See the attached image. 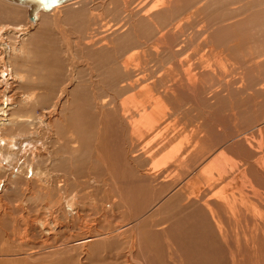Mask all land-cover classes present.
<instances>
[{
  "label": "rangeland",
  "instance_id": "1",
  "mask_svg": "<svg viewBox=\"0 0 264 264\" xmlns=\"http://www.w3.org/2000/svg\"><path fill=\"white\" fill-rule=\"evenodd\" d=\"M170 1L59 6L73 62L53 16L31 28L26 6L0 0V28L35 34L0 59L22 76L0 85V104L13 95L31 123L3 126L0 107L2 139L25 138L9 150L0 137V256H13L0 264H264V0ZM141 100L161 121L134 135Z\"/></svg>",
  "mask_w": 264,
  "mask_h": 264
},
{
  "label": "bare ground",
  "instance_id": "2",
  "mask_svg": "<svg viewBox=\"0 0 264 264\" xmlns=\"http://www.w3.org/2000/svg\"><path fill=\"white\" fill-rule=\"evenodd\" d=\"M6 1H8V2H11V3H14V4H19V5H22V7L23 6H26V7H23V10H25V14L28 16V6L27 5H24V4H20V3H17V2H13V1H10V0H6ZM74 1H77V0H70V1H67V2H64V3H60V4H57V5H55V6H53L51 9H49V10H38L37 12H36V19L35 20H30V18L28 17V19H29V26H31V28H34L38 23H39V21H40V18H42V19H50V17H54V19L53 18H51V19H53V23H54V27H55V29L57 30V32L59 31L60 32V35L63 37V39L65 40V42L67 41L68 42V44H67V47H68V51L70 52L69 54H71V60L74 62V59H75V55H74V50H76L77 48V46L75 45V48H74V46L72 47L71 46V44H69V42H71L70 41V36L68 35V33L69 32H67V29L66 28H64L63 27V24H62V16H61V10H60V7L59 6H62V5H66V4H68V3H71V2H74ZM164 3L166 2V1H170V0H162ZM162 3V2H161ZM170 3H171V1H170ZM169 3V4H170ZM148 5V4H147ZM140 6V5H139ZM146 6V5H145ZM148 7V6H147ZM145 8V7H144ZM157 8H159V7H157ZM156 8V9H157ZM143 9V8H142ZM141 9V10H142ZM146 9V8H145ZM144 9V10H145ZM27 10V11H26ZM42 12H44V13H49V14H44V13H42ZM144 12V11H143ZM18 13H22V12H18ZM22 15V14H21ZM25 15V16H26ZM145 15V14H144ZM152 15V14H151ZM146 18H147V16H145ZM152 18V17H151ZM105 26H106V24H105ZM6 27H2V28H0V37H3V36H6L7 37V39H8V44L7 45H3V50H0V59H4V57H3V55H5V54H7L8 53V55H9V53L11 54V56H9L10 57V59H11V57L13 56L14 57V55H17V54H19V55H22L24 52H25V47H24V44H25V40H23V39H21L22 38V36L24 37H27V38H30V39H34V33H32V31H30V29H29V27H28V25L26 26V25H22V24H20L19 26H17V27H15L14 28V30H10V31H8L7 29H5ZM106 28H108L107 30L109 31L110 29H112V28H114V27H111V26H106ZM115 30V29H114ZM113 31V30H112ZM5 34V35H4ZM25 34H27V35H25ZM58 34V33H57ZM59 35V36H60ZM163 36H165V34L163 35H161L159 38H158V42L160 43V44H166V42L164 41V38H163ZM5 37V38H6ZM61 38V37H60ZM80 40H81V38H80ZM83 40V39H82ZM0 42H1V39H0ZM104 42V41H103ZM165 42V43H164ZM95 44V43H94ZM87 45H90V44H87ZM97 45V44H96ZM145 45V44H144ZM93 46V45H92ZM90 47V46H89ZM79 48V47H78ZM168 48V47H167ZM67 50V49H66ZM81 50V49H80ZM83 50V49H82ZM131 50V49H130ZM133 50V49H132ZM134 50H136V49H134ZM8 51V52H7ZM77 51V50H76ZM137 51V50H136ZM136 51H129L128 53V55H127V53H126V55L128 56L127 57V59L126 60H123L122 61V64H123V67L126 69V72H127V74L130 72V70L131 69H129V64L132 62V63H134L135 62V58H136V56H137V53H136ZM159 53V52H158ZM76 54V53H75ZM6 56V55H5ZM141 56H142V54H141ZM8 57V58H9ZM17 57H19V56H17ZM122 59V58H121ZM9 61V60H8ZM139 61V60H138ZM76 62V61H75ZM147 63V62H146ZM145 62H144V64H146ZM73 64V63H72ZM2 65V64H1ZM1 65H0V67H1ZM78 65V64H77ZM137 65V64H136ZM72 67H73V65H71ZM122 66V65H121ZM142 67H143V65H142ZM145 67H147V66H145ZM2 68V69H1ZM0 68V85L1 84H3V85H6V86H8V85H11V87H12V80H14V78H19V80H21V78H22V76H21V78H20V76L18 75V73H17V68L16 67H12L11 65H10V67H8V66H3V67H1ZM91 68V67H90ZM134 69V68H133ZM141 69H143L144 70V68H141ZM8 70L11 72V76H9L8 77ZM139 70V69H138ZM149 70V69H148ZM124 71V70H123ZM132 73H133V70L131 71ZM146 72V71H145ZM159 72V71H158ZM124 73H125V71H124ZM134 73H136L135 71H134ZM138 73V72H137ZM141 73V72H140ZM139 74V73H138ZM7 75V76H6ZM94 75V74H93ZM130 75V74H129ZM133 75H135V74H133ZM143 75V74H142ZM4 76H6V77H4ZM147 76V75H146ZM175 76V75H174ZM94 77V76H93ZM127 77V76H126ZM133 77V76H132ZM143 77H144V75H143ZM73 78V77H72ZM139 78V77H138ZM92 79V78H91ZM129 79V78H128ZM133 79V78H132ZM141 79V78H140ZM144 79V78H143ZM128 81V80H127ZM140 81V80H139ZM142 83V82H141ZM146 83V82H145ZM71 84V83H70ZM128 84V83H127ZM143 84V83H142ZM17 85V84H16ZM147 85V84H146ZM128 86H129V84H128ZM68 87V86H67ZM132 87V86H131ZM136 88V87H135ZM188 88H190V87H188ZM192 88V87H191ZM190 88V89H191ZM6 89V88H5ZM129 89V88H128ZM130 89H132L133 90V88H130ZM67 90V89H66ZM162 90V89H161ZM2 91V90H1ZM0 91V92H1ZM4 91V90H3ZM5 92V91H4ZM21 93V92H20ZM65 93V92H64ZM174 93V92H173ZM28 95H31V94H29V93H27ZM61 95V94H60ZM61 96H63V94L61 95ZM67 96V95H66ZM12 97H13V95H10L9 96V100H8V105H5V103L4 104H0V107H1V109H2V112L4 113V112H6L7 113V119L5 118H3V117H5L4 115H3V117H1L2 118V120H4L3 121V126H5V125H7V126H11V127H13L12 129H14V127H21V126H23V125H27L28 127H30L29 125H31V123H29L28 122V120L27 121H25V120H23V116H20V115H18L17 113H16V111L15 112H13V105H14V103H13V101L15 100H12ZM29 98H30V96H28ZM27 97V98H28ZM15 98V97H14ZM59 98H60V96H59ZM58 98V99H59ZM63 99V98H62ZM5 101V100H4ZM115 101V100H114ZM23 103V105L26 103V102H22ZM59 103H60V101H59ZM58 103V104H59ZM99 103V102H98ZM101 103V102H100ZM113 102L112 101H110V103L109 104H107V101L105 100V101H103V105L104 106H107V105H111ZM133 103H136L135 105H134V111L136 112V113H138L136 116L138 117V115L140 116V119H143L142 121H135V120H130V121H128L129 122V124H130V128L132 129V131H133V134L134 135H139L140 134V132L141 131H147V130H149L151 127H153V126H155V127H157L158 125H156L155 123H159L160 121H161V119H160V116L158 115V113H156V115L155 116H152V115H150V113L148 112V102H146V101H143V100H141L140 102H133ZM57 104V105H58ZM127 104V103H126ZM100 105V104H99ZM17 106V105H16ZM26 106H27V104H26ZM8 107V108H7ZM55 108V107H54ZM54 108H53V110H54ZM58 108V107H57ZM61 108V107H60ZM105 107H103L102 109H104ZM122 108V107H121ZM59 109V108H58ZM57 109V110H58ZM106 109V108H105ZM104 109V110H105ZM12 111V113L10 114L9 112H11ZM98 111H99V108H98ZM125 111V110H124ZM100 112H103V111H100ZM127 112V111H126ZM16 114L18 115V116H16ZM6 115V114H5ZM124 115V114H123ZM127 115H129V114H127ZM30 117V116H29ZM59 117V116H58ZM134 117V116H133ZM127 118V117H126ZM128 120V119H127ZM126 121V120H125ZM28 122V123H27ZM30 122H31V120H30ZM49 122V121H48ZM51 122V121H50ZM41 124V123H40ZM39 124V125H40ZM51 125V124H50ZM160 126V125H159ZM50 128H52V127H50ZM49 128V129H50ZM2 129V128H1ZM42 129V128H41ZM129 129V128H128ZM130 130V129H129ZM2 131H6L5 129L4 130H2ZM52 131V130H51ZM143 131V132H144ZM181 131V130H180ZM11 132V131H10ZM9 132V133H10ZM19 132V131H18ZM47 132V131H46ZM5 133V132H4ZM7 134L6 135H8V132H6ZM2 134V133H1ZM16 134V133H15ZM17 134H20V136H23V134H21V133H17ZM16 134V135H17ZM43 134V133H42ZM52 134V133H51ZM15 135V136H16ZM27 135H28V133H27ZM53 135V134H52ZM180 135V134H179ZM193 135V134H192ZM15 136H13L12 135V137H10V135L9 136H6V138L7 137H9V143H7L6 141H8V140H6V139H2V137H3V135H2V137H1V139H2V143H7V146H8V144H9V146H8V149L9 150H11L12 148L14 149V147L16 146V145H18L17 143H18V141H17V138L15 137ZM177 136V135H176ZM181 136V135H180ZM27 137V136H26ZM31 137V136H30ZM193 137H194V135H193ZM198 136H196V138H197ZM5 138V137H4ZM22 138H24V136L23 137H21V139L20 140H22ZM198 138H200V137H198ZM18 139V140H19ZM25 139V138H24ZM29 139V138H28ZM58 139H59V137H58ZM178 139V137L176 138V140ZM191 139V138H190ZM31 140V139H30ZM49 140V139H48ZM51 140V139H50ZM175 140V139H174ZM194 140V139H193ZM192 140V141H193ZM196 140V139H195ZM195 140H194V142H195ZM41 141V140H40ZM43 141H45L44 139H43ZM59 141H60V139H59ZM199 141V140H198ZM200 141H201V138H200ZM22 142V141H21ZM193 142V143H194ZM26 143V142H25ZM37 143H39L38 141H37ZM171 143H173V140H168L167 142H165L164 144H166V146L167 145H169V144H171ZM23 144H24V142H23ZM28 144V143H27ZM40 144V143H39ZM2 145V144H1ZM6 144H4V146H5ZM43 145H45V144H43ZM185 145H186V143H185ZM196 145V144H195ZM25 146V145H24ZM24 146H23V148H24ZM28 146V145H27ZM46 146H47V144H46ZM45 146V147H46ZM50 146V145H49ZM164 146V145H163ZM191 146V145H190ZM1 147V146H0ZM2 147H3V145H2ZM9 147H11V149L9 148ZM18 148H19V145L17 146ZM32 146H30V148H31ZM38 147H40V146H38ZM37 147V148H38ZM48 147V146H47ZM168 147V146H167ZM3 148H5V147H3ZM17 148V149H18ZM26 148H28V147H26ZM35 148V147H34ZM41 148V147H40ZM43 148H44V146H43ZM190 148V147H189ZM192 148H193V146H192ZM192 148H190V149H192ZM200 148H201V146H200ZM199 148V149H200ZM16 149V150H17ZM21 149V148H20ZM20 149H18L17 151H13V152H15V155H17V152L19 151H22V149L20 150ZM29 149V148H28ZM45 149V148H44ZM47 149V148H46ZM165 149V148H164ZM167 149V148H166ZM2 150V148H0V151ZM24 150V149H23ZM39 150V149H38ZM194 150H196V149H194ZM194 150H192V151H194ZM202 150H203V148H202ZM6 151L7 150H4L3 149V152H4V155H5V153H6ZM31 151V150H30ZM40 151H41V149H40ZM39 151V152H40ZM43 151H45V150H43ZM50 151V150H49ZM53 151V150H52ZM197 151V150H196ZM46 152V151H45ZM44 152V153H45ZM195 152V151H194ZM201 152V151H200ZM37 153V152H36ZM49 153H51V151L49 152ZM53 153V152H52ZM192 153V152H191ZM202 153H203V151H202ZM208 153V152H207ZM210 153H212V152H210ZM210 153H209V155H210ZM40 154V153H39ZM55 154V153H54ZM197 154V153H196ZM2 155V154H1ZM156 155V154H155ZM208 155V154H207ZM206 155V156H207ZM37 156H40V155H37ZM50 156V155H49ZM191 156H194V155H190L189 157H191ZM198 155H196L195 157H197ZM201 156V155H200ZM205 156V155H204ZM20 157V156H19ZM41 157V156H40ZM193 158L194 160H196V161H198L196 158ZM201 157H203V156H201ZM6 157H4V159H5ZM9 158V157H8ZM18 158V157H17ZM50 158V157H49ZM193 159H192V157H191V161H193ZM8 160V159H7ZM38 160V159H37ZM40 160V159H39ZM39 160H38V162H39ZM45 160V159H44ZM189 160V159H188ZM209 160V159H208ZM5 161H6V159H5ZM15 161V159L13 160V162ZM175 161V160H174ZM203 161V160H202ZM17 162V161H16ZM42 162V161H41ZM44 162V161H43ZM102 162V161H101ZM208 162V161H207ZM216 162H218V159H216V160H214V162H212L211 164L212 165H214ZM9 163H10V161H9ZM176 163V162H175ZM185 163V162H184ZM189 163V162H188ZM196 163V162H195ZM14 164V163H13ZM39 164V163H38ZM191 164H192V166H193V164H194V162H191ZM197 164V163H196ZM199 164V163H198ZM202 164V163H201ZM12 165V164H11ZM40 165V164H39ZM42 165V164H41ZM40 165V166H41ZM203 165V164H202ZM40 166L38 167V168H40ZM14 167V166H13ZM197 168H198V166H196ZM36 168V167H35ZM37 169V168H36ZM35 169V170H36ZM218 169V168H217ZM41 170V169H40ZM39 170V173L40 172H42V174L45 172V170L43 171H40ZM47 170V169H46ZM193 170V169H192ZM188 172H191V170L189 171L188 170ZM52 173V172H51ZM172 173V172H171ZM193 174L195 173V172H192ZM205 173V172H204ZM209 173V172H208ZM109 174V173H108ZM191 174V173H190ZM214 174V173H213ZM36 175V174H35ZM44 175V174H43ZM53 175V174H52ZM57 175V174H56ZM177 175V174H176ZM188 175V174H187ZM186 175V176H187ZM195 175H196V173H195ZM200 175V174H199ZM59 176H61L60 174H59ZM110 176V175H109ZM207 176V175H206ZM210 176V175H209ZM54 177V176H53ZM190 177V176H189ZM196 177V176H195ZM203 177V176H202ZM174 179V178H173ZM203 179V178H202ZM207 179V178H206ZM107 180V179H106ZM181 180V179H180ZM192 180V179H191ZM195 180H198V179H195ZM210 180V179H209ZM174 181H176V180H174ZM188 181H190V180H188ZM107 182V181H106ZM184 182H186V181H183V183ZM199 182V181H198ZM187 183V182H186ZM67 184V183H66ZM177 184V183H176ZM200 184V183H199ZM173 185V187L172 188H174V184H172ZM178 185V184H177ZM177 185H175V186H177ZM192 185V184H191ZM204 185V184H203ZM186 186V185H185ZM188 186V185H187ZM199 186V185H198ZM192 187V186H191ZM215 187V186H214ZM53 188V187H52ZM189 188V187H188ZM195 188V187H194ZM216 188V187H215ZM51 189V188H50ZM171 189V188H170ZM191 189V188H190ZM176 190V189H175ZM186 190V189H185ZM193 190V189H192ZM191 190V191H192ZM216 190H218V188L216 189ZM216 190H214V191H216ZM171 191H173V190H171ZM196 191V190H195ZM199 191V190H198ZM170 192V191H169ZM183 192V191H182ZM187 193H189V192H187ZM210 193H212L211 192V190H210ZM169 195H171V194H169ZM186 195V194H185ZM189 195V194H188ZM193 198H195V195H194V197ZM206 198V197H205ZM190 199V198H189ZM208 199V198H207ZM198 201V200H197ZM208 202V201H207ZM205 204V203H204ZM2 205V204H1ZM70 205V204H69ZM220 205H221V202H220ZM71 206H72V204H71ZM153 206V205H152ZM204 206V205H203ZM226 206V205H225ZM61 207V206H60ZM72 207H74V206H72ZM228 207V206H227ZM55 208H57V207H55ZM62 208H64V207H62ZM154 208V207H153ZM211 208V207H210ZM230 207H228V208H225V209H229ZM9 209V208H8ZM59 209V208H58ZM61 209V208H60ZM59 209V210H60ZM65 209V208H64ZM232 209V208H231ZM62 210V209H61ZM72 210H74L73 208H71L70 206H68V211H72ZM208 210H210L209 209V207H208ZM213 210V209H212ZM232 211V210H231ZM49 212V211H48ZM61 212V211H60ZM59 212V213H60ZM64 212V211H63ZM74 212H75V210H74ZM150 212V211H149ZM216 212V211H215ZM233 212V211H232ZM234 213V212H233ZM76 214V213H75ZM209 215H211L210 213H209ZM237 215V214H236ZM142 216V215H141ZM230 216V215H229ZM3 217V216H2ZM211 217V216H210ZM235 217V216H234ZM240 217V216H239ZM239 217H236V219L237 218H239ZM212 218V217H211ZM214 218H216V217H214ZM220 218V217H219ZM241 218H242V216H241ZM222 219V218H221ZM23 220V219H22ZM232 220V219H231ZM24 221V220H23ZM256 221V220H255ZM214 222V221H213ZM218 222V221H217ZM242 222V221H241ZM47 223V222H46ZM220 223V222H219ZM226 223V222H225ZM49 224V223H48ZM47 224V225H48ZM136 222H134V223H132L131 224V226L128 228V229H131L132 231H134L135 229H136ZM24 225V224H23ZM43 225V224H42ZM41 225V226H42ZM57 225V224H56ZM40 226V227H41ZM44 226V225H43ZM45 227V226H44ZM53 227H55V226H53ZM218 227L221 229V230H225L224 228H223V226L221 225V223L220 224H218ZM25 228H27V227H25ZM50 227L48 226L47 227V229H49ZM91 228V227H90ZM127 229V230H128ZM58 230V229H57ZM218 230V229H217ZM227 230V229H226ZM225 230V231H226ZM25 231H28L27 229L25 230ZM60 231V230H59ZM224 231V232H225ZM118 231H113V232H111V233H108L107 235H96V236H90V237H87V238H83L84 240L82 241L83 242V244H87L88 242H90V241H92V240H95V239H100V238H106V237H109V238H112V236L113 237H115V236H117L118 234H116ZM223 232V231H222ZM223 232V233H224ZM27 233V232H26ZM25 233V234H26ZM90 233V232H89ZM29 234V233H28ZM221 234V233H220ZM226 234V233H225ZM231 235V234H230ZM30 236V235H29ZM221 236V235H220ZM224 236V235H223ZM227 236V235H226ZM225 237V236H224ZM222 238V237H221ZM231 238H232V236H231ZM26 239V238H25ZM56 239V238H55ZM227 239V238H226ZM222 240V239H221ZM226 242H227V240H225ZM229 241H231V240H229ZM25 242V241H24ZM135 242V241H134ZM45 243V242H44ZM43 243V244H44ZM51 243V242H50ZM40 244H42V243H40ZM42 244V245H43ZM226 244V243H225ZM38 245V244H37ZM44 245H46V244H44ZM70 245V244H69ZM50 246V245H49ZM48 246V247H49ZM46 247V246H45ZM47 247V248H48ZM84 247V246H83ZM38 249V248H37ZM53 250V249H52ZM30 251V250H29ZM29 251H27V252H29ZM37 251V250H36ZM48 251V250H47ZM22 253H23V251H21ZM37 252H39V251H37ZM41 252H44V251H41ZM40 252V253H41ZM6 253V252H5ZM9 254V253H8ZM33 255V253H24V254H18L17 255V257L18 256H24L25 258H30L31 256ZM10 256H11V258L13 257L11 254L10 255H2L1 254V256H0V258H3V260H4V258H7V257H9L10 258ZM40 257V256H39ZM1 260V259H0ZM29 260V259H28ZM37 260V259H36ZM9 261V260H8ZM41 261V260H40ZM5 262H6V260H5ZM36 262V261H35ZM39 263V262H38ZM138 263V262H137ZM140 264V263H139Z\"/></svg>",
  "mask_w": 264,
  "mask_h": 264
},
{
  "label": "water",
  "instance_id": "3",
  "mask_svg": "<svg viewBox=\"0 0 264 264\" xmlns=\"http://www.w3.org/2000/svg\"><path fill=\"white\" fill-rule=\"evenodd\" d=\"M20 4L27 5L28 8V17L30 20L36 19V12L38 10H49L53 6L64 3L70 0H10Z\"/></svg>",
  "mask_w": 264,
  "mask_h": 264
}]
</instances>
